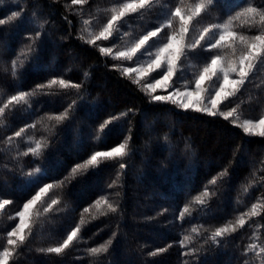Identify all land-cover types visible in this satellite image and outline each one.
Returning <instances> with one entry per match:
<instances>
[{
  "label": "trees",
  "instance_id": "obj_1",
  "mask_svg": "<svg viewBox=\"0 0 264 264\" xmlns=\"http://www.w3.org/2000/svg\"><path fill=\"white\" fill-rule=\"evenodd\" d=\"M246 2L216 0L210 9L211 15L203 16L198 25L222 23ZM70 3L71 0H0V18H6L11 11L23 10L19 21L0 26V94L6 99L18 91H30L53 77L82 84L79 93L73 88L56 87L52 95L38 94L31 100V112H24L20 107L6 112L4 119L11 127L0 129V149L6 147L5 138L24 125L41 117H45L47 124L46 114H59L73 100L77 102L70 119L57 125L53 132H46L37 124L36 138L43 135L50 145L41 158L34 160L29 155L17 162L11 159L15 147L11 152L0 150V199L14 202L0 216V245L6 243V231L18 221H9V215L22 207L44 183L63 180L75 164L83 162L93 151H106L126 136L131 137V153L123 161L105 162L56 189L51 195L59 198L60 204L34 225L33 235L10 264H184L185 260L188 264H245L255 260L252 253H243L250 243L264 246V211L236 233L223 237L218 245L207 240V233L196 237L189 246L199 249L195 257L182 256L187 249H182L178 241L194 225L211 231L248 211L253 203L264 204V183L261 182L264 181V170H261L264 137L246 135L220 116L183 110L169 102L151 101L137 85L111 67L116 61L77 38L82 18L94 14L101 23L105 22L103 12L96 10L110 7V0H88L83 6V17L74 14L80 6L65 7ZM254 3L264 8V0H254ZM159 11L154 8L143 20L138 14L126 19L132 29L143 30L161 18ZM33 13L39 23L46 22L43 29L33 23ZM37 30L43 33L35 45L37 51L13 79L10 72L5 74L2 69L10 66V61L29 45L26 37L34 36ZM122 30L130 31L128 27ZM237 30L247 35L257 34L255 29ZM205 59L204 54L189 56L194 64H201ZM85 71L90 73L87 78L83 76ZM253 81L227 107L253 96L255 99L243 103L241 110L246 116H258L264 109V84L259 88L254 85L264 81V68L259 69ZM130 108L135 110L133 114L110 124L97 139V130L105 120ZM32 134L31 129L26 133ZM22 139L16 140L19 151L26 150ZM121 162L127 166L120 174L118 186L109 188L117 178ZM36 167L41 173L32 179L38 182L30 185L25 173ZM224 169L228 175L210 186L209 190L216 195L208 201L206 209L179 220L183 206ZM249 181L256 182L257 187L245 194L242 185ZM104 196L119 204V211L87 223L79 234L83 243L75 244L61 255L36 251L61 241L80 221L83 210ZM85 218L91 219V214H85ZM254 231L258 232V241L250 239ZM113 233L116 236L107 253L99 257L87 255V248L104 243ZM169 244L172 246L166 252L156 257L147 255Z\"/></svg>",
  "mask_w": 264,
  "mask_h": 264
},
{
  "label": "snow or ice",
  "instance_id": "obj_2",
  "mask_svg": "<svg viewBox=\"0 0 264 264\" xmlns=\"http://www.w3.org/2000/svg\"><path fill=\"white\" fill-rule=\"evenodd\" d=\"M87 3L88 0H71V3L65 7L80 6L74 14L83 17V6ZM215 3L216 0H191V2L188 0H110V7L96 10L103 12L105 22L101 23L94 14L89 15L87 19L82 18L77 38L88 45L97 47L102 56L120 61L121 63H114L111 67L137 85L150 97L151 101L169 102L183 110H193L209 116H220L229 120L233 126L240 128L246 135L264 137V109L256 117H246L241 110L243 103L251 102L255 97L249 96L247 101L241 100L235 106L227 107L234 99H239L245 85L254 83L253 77L257 75L259 69L264 68V8L257 7L254 0H247L245 6L240 7L239 11L233 15H229L222 23H208L196 28L195 25L200 23L203 16L211 15L210 9ZM234 6L239 7V5ZM154 8H159L161 18L155 21L151 28L132 29L127 17L138 14L139 19L143 20ZM22 16L23 10L11 11L6 18H0V26L15 23ZM33 23L39 29H43L46 22L39 23V18L33 13ZM124 27H128L130 31H123ZM238 28L255 29L257 34L247 35L238 31ZM42 34L40 30H37L34 36L29 34L26 37L30 41L29 45L10 61V66L3 67L2 71L5 74L10 72V75L15 79L18 69L22 68L37 51L35 45ZM113 39H119L121 43L113 44L110 47L98 43ZM201 54L206 56L203 63H191L190 55L199 56ZM124 62H131L134 66H125ZM89 75L88 71L83 73L85 78ZM179 80H183L184 83L177 86ZM261 84H264V81L254 86L259 88ZM56 87L61 90L73 88L79 93L82 84L65 80L63 77H53L43 84L36 85L30 91H18L7 96L6 99L0 94V129L11 127L4 119L6 112H13L18 107L22 108L24 112H31L32 98L38 94L52 95L54 94L52 89ZM158 89L167 91V94H156ZM169 89L171 90L168 91ZM76 103L73 100L59 114H46V119L49 122L47 124L44 123L45 117H41L39 121L24 125L5 138L6 147L0 150L11 152L15 147L16 152L11 159L17 162L21 157L29 155L34 160L41 158L50 145L45 136L41 135L39 139L36 138L37 124H40L44 131L53 132L57 125L70 119V113L75 109ZM134 111L130 108L105 120L97 130V139H100L110 124L126 119ZM52 121L55 123H51ZM29 129L33 131L30 136L26 135ZM17 138H23L22 142L26 146L25 151H19L20 144L16 143ZM164 140H168L167 135ZM130 141L131 137L126 136L116 146L106 151H93L83 162L75 164L63 180L44 183L30 199L23 203L22 207L9 215V221L18 219V222L6 231V243L0 245V264H10V261L16 259L18 250L33 235L34 225L42 217L47 216L54 206L60 204L59 198H53L51 195L56 189L62 188L72 179L86 174L90 169L98 168L105 162L123 161L131 153ZM126 166L123 162L119 164L117 178L109 184V188L118 186L120 174ZM39 173H41L39 167L25 173V176L29 178L30 185L38 182L32 178H36ZM227 175L228 170L224 169L214 176L200 194L183 206L177 218L183 221L191 217L194 212H203L208 201L216 195L214 191L209 190L210 186L216 185L218 180H222ZM261 182L264 183V181ZM255 187H257V183L249 181L248 184L242 185V190L247 194ZM13 203L9 199H0V216L4 214L7 206ZM92 208H95L96 211L92 212ZM119 208V204L112 202L107 196L98 198L93 202V205L83 210L80 221L66 232V236L61 241L54 242L46 248H37L36 251L46 255L65 253L75 244L84 242L79 234L87 223L97 219L98 216L116 213ZM57 210L62 211V209ZM262 211H264V204L257 202L253 203L248 211L240 213L234 220H229L214 230L210 231L203 229L202 225H194L190 233L183 235L178 241L182 249H187L181 255L195 257L199 249L189 246L193 244L196 237L206 233L207 240L218 245L223 237L236 233L253 217L260 216ZM88 213L91 214V219L85 218V214ZM159 214H163V212ZM249 227H251L250 224ZM115 236L116 233H113L112 238L104 243L87 248V255L99 257L107 253ZM250 239L258 241V232L254 231ZM171 246L169 244L156 248L148 252L147 255L156 257L166 252ZM247 253H252L255 260L246 261L245 264H257V261L258 264H264V246H261V243L248 244L243 254ZM184 264H188V261L185 260Z\"/></svg>",
  "mask_w": 264,
  "mask_h": 264
},
{
  "label": "rangeland",
  "instance_id": "obj_3",
  "mask_svg": "<svg viewBox=\"0 0 264 264\" xmlns=\"http://www.w3.org/2000/svg\"><path fill=\"white\" fill-rule=\"evenodd\" d=\"M201 26H203V25H198V24H196L195 25V27L196 28H199V27H201ZM121 43V41L119 40V39H113V40H109V41H101V44H103L102 46H105V47H110V46H112L113 44H120ZM117 63H121L120 61H116ZM124 64H125V66H134L133 64H131V62H124ZM158 78V77H157ZM175 78V77H174ZM175 80V79H174ZM178 83V82H177ZM177 86H179L178 84H177ZM171 89H169L168 91H170ZM156 94H158V95H166L167 94V91H165V90H162V89H158L157 90V93ZM223 107V106H222ZM228 108H230V107H228ZM224 110H227V109H225L224 108ZM246 116V115H245ZM246 117H249V116H246ZM251 117V116H250ZM255 217H253L252 219H254ZM251 219V220H252ZM18 222V221H17Z\"/></svg>",
  "mask_w": 264,
  "mask_h": 264
}]
</instances>
